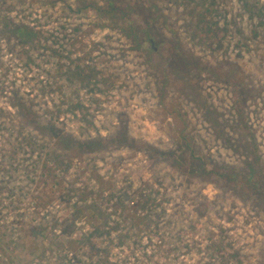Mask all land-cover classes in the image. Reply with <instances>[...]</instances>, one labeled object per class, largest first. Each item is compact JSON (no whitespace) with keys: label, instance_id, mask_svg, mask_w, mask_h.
<instances>
[{"label":"rangeland","instance_id":"374dc122","mask_svg":"<svg viewBox=\"0 0 264 264\" xmlns=\"http://www.w3.org/2000/svg\"><path fill=\"white\" fill-rule=\"evenodd\" d=\"M120 1L0 0V21L25 31L10 45L0 36V242L8 260L75 264L69 253L61 261L71 240L60 226L100 181L109 183L110 214L149 200L140 214L150 220L122 225L124 247L109 254L117 264H264V0H141L157 12L162 44L153 60L133 50L123 21L112 28L109 17L83 8ZM193 59L206 71H195ZM181 60L193 77L185 87L172 76ZM75 66L90 76L83 84L67 74ZM14 94L44 126L110 144L74 159L50 132L22 126ZM85 232L80 223L74 239Z\"/></svg>","mask_w":264,"mask_h":264},{"label":"trees","instance_id":"16d2710c","mask_svg":"<svg viewBox=\"0 0 264 264\" xmlns=\"http://www.w3.org/2000/svg\"><path fill=\"white\" fill-rule=\"evenodd\" d=\"M120 2L123 3L119 6L111 5L106 8H103V6L99 4L96 5L86 3L83 8L92 10L98 18L109 17L111 19L110 25L112 28H117L116 23L119 21H123L126 30H122V34H124V36L130 40L131 44L133 45V50L143 51L148 56V58H151L153 60V57L159 53V47L162 44L161 41H156V32H154L153 28V24L158 19L157 12L151 14L149 5L146 4L147 6L145 8V4L143 5L141 0H124ZM149 13L152 16H150ZM132 17H136V19H138L142 24H138L139 26L136 24V26H138L136 27L135 23H133L132 21ZM2 22L4 26L0 27V36L4 39H9V41H7L9 45L11 44L12 40L23 42V38L25 37L24 28L17 26L14 27V29H7L9 25L7 23V20L3 18ZM179 62L181 67H179V70H176L178 73H175V75L172 76L176 80V83L184 85L185 87V84L188 85L193 82L192 79H189L193 77H189L186 74V70H188V67H190V63L188 62V60H181ZM0 66L2 65L0 64ZM203 66L204 65L201 62L193 59V68L195 69V71H206ZM60 71L61 70H59V72ZM67 74H69L71 78L79 80L82 84L86 79L90 77L89 75H85L84 69L80 66L69 68L67 70ZM179 90L180 92L178 91V94H182V90ZM192 92L193 93L191 96L196 101L198 99H200L201 101L200 95L196 94L195 90ZM13 96L16 97L14 98V100L20 110L19 116L21 117L22 126L35 127L38 130L40 129L41 131L50 132V134L54 135L55 145L59 146V150L66 152L69 156H73L74 159L105 152L107 146L110 144L108 139H104L101 137L80 141L73 139L70 136H64L63 134L55 130L52 124L48 123V125L45 126L41 124V122L38 121V116L35 114L32 108H29L25 104L24 100L20 101L17 95L14 94ZM186 129V125L183 123L181 129V140L186 145V149L188 150L189 147L186 140L187 137L185 135ZM124 137L125 136L123 135L122 137H117V139L118 141H120L121 139H125ZM53 155V158L56 159L54 161L55 166L53 167V170H55V168L60 169V166H62V162H60L59 156H57L56 154ZM196 160L198 161L197 169L202 173H207V168L205 167L201 159L197 157ZM212 173L215 174L217 173V171H212ZM232 173L233 174H230L229 170H226L222 175H225L227 182L233 183V186H235V183H238V179L236 174H234V172ZM65 181L61 179L57 182L59 188H62L63 185L67 188V183ZM107 187H109V183H100L99 181L97 190H95L96 192H94V194L92 193V191H89L88 194H85V192L82 191L80 197L78 198V203H80L81 206L79 204H74L70 214H68L63 219L59 230L60 235L61 237H65L67 239H70L71 241L69 243V246L66 245L64 247L65 251L62 250V252H65L66 254L61 261L66 260V255L68 256L69 253L70 255L72 254V258L70 260L75 264H117L110 257V255H112L110 253H113L110 252V249H123L128 234L126 232H122V225L129 224L134 226L137 224H141L144 220H150V218H147L149 216L148 214H140V212L144 210V207L147 206L149 200L144 202L145 204L142 203L143 200L140 202L137 201V203L134 204L133 209L131 210V214L125 215V213H123V211H121L120 209H118L119 212H117L118 216L116 214H110L109 212H107L109 211V209H112L110 206L112 193L107 189ZM107 192L108 194H106ZM91 197L94 198L92 201L89 200ZM67 198H70V196H68ZM117 205L118 208L123 207V205H121V203L119 202H117ZM132 220H135V222H132ZM80 223H82L84 227H87V232L82 233L80 235V238H76V240L74 239V237H76L78 225ZM158 236H160V234ZM99 241H106L110 246H99ZM159 242L163 243L162 240H159ZM100 247L104 248L100 249ZM216 250L222 251V248L216 246L214 250H212L213 256H217V254L214 253V251L216 252ZM219 254H221V252H219ZM174 263L178 264L179 262L174 260Z\"/></svg>","mask_w":264,"mask_h":264},{"label":"built area","instance_id":"2783aa9c","mask_svg":"<svg viewBox=\"0 0 264 264\" xmlns=\"http://www.w3.org/2000/svg\"><path fill=\"white\" fill-rule=\"evenodd\" d=\"M8 254L6 246L0 242V264H23L18 260H14L13 256H10V260H8Z\"/></svg>","mask_w":264,"mask_h":264}]
</instances>
